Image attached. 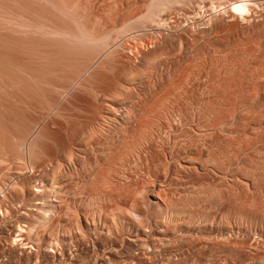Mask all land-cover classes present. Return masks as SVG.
Returning a JSON list of instances; mask_svg holds the SVG:
<instances>
[{
	"label": "rangeland",
	"instance_id": "rangeland-1",
	"mask_svg": "<svg viewBox=\"0 0 264 264\" xmlns=\"http://www.w3.org/2000/svg\"><path fill=\"white\" fill-rule=\"evenodd\" d=\"M233 1L0 0L4 256L264 264V0Z\"/></svg>",
	"mask_w": 264,
	"mask_h": 264
},
{
	"label": "bare ground",
	"instance_id": "bare-ground-1",
	"mask_svg": "<svg viewBox=\"0 0 264 264\" xmlns=\"http://www.w3.org/2000/svg\"><path fill=\"white\" fill-rule=\"evenodd\" d=\"M9 1H10V0H9ZM67 1H68V0H67ZM237 1H238V0H236L235 2L233 1L234 3L231 4V5H232V9H233L234 11H236V12H241V14H242V11L244 12V9H245V6H246V5H245L246 2L244 3V1H243V2H242V1H241V2H237ZM16 2H17V1H16ZM20 2H21V1H20ZM63 2H64V1H63ZM71 3H72V2H71ZM0 4H1V3H0ZM13 4H14V3H13ZM39 4H40V3H39ZM65 4H66V3H65ZM16 5H18V4H16ZM58 5H59V4H58ZM73 5H74V4H73ZM62 7H63V6H62ZM15 8H16V7H15ZM26 8H27V7H26ZM26 8H25V9H26ZM16 9H18V8H16ZM37 9H38V8H37ZM28 10H29V9H28ZM47 10H49V9H47ZM246 10H247V9H246ZM1 11H2V10H1ZM11 11H12V10H11ZM26 11H27V10H26ZM53 11H54V10H53ZM231 11H232V10H231ZM234 11H232V12H234ZM3 12H4V11H3ZM15 12H16V11H15ZM29 12H30V11H29ZM236 12H235V13H236ZM20 13H21V12H20ZM30 14H32V13H30ZM236 14H237V13H236ZM238 14H240V13H238ZM53 15H54V14H53ZM12 16H13V15H12ZM18 16H19V15H18ZM25 16H26V15H25ZM30 17H31V16H30ZM39 18H40V17H39ZM47 18H48V17H47ZM3 19H4V18H3ZM45 19H46V18H45ZM78 19H79V18H78ZM63 20H64V19H63ZM4 21H5V20H4ZM10 21H11V20H10ZM16 21H17V20H16ZM18 21H19V20H18ZM26 21H27V20H26ZM26 21H25V22H26ZM49 21H50V20H49ZM9 23H10V22H9ZM13 23H14V22H13ZM47 23H48V22H47ZM14 24H16V23H14ZM20 24H21V23H20ZM28 24H29V23H28ZM65 24H66V23H65ZM6 25H7V24H6ZM6 25H5V26H6ZM23 25H24V24H23ZM39 25H40V24H39ZM25 26H26V25H25ZM69 26H70V25H69ZM6 27H7V26H6ZM6 27H5V28H6ZM18 27H19V26H18ZM21 27H22V26H21ZM30 27H31V24H30ZM35 27H36V26H35ZM40 27H41V26H40ZM85 27H86V26H85ZM12 28H13V26H12ZM45 28H46V27H45ZM10 29H11V28H10ZM32 29H33V28H32ZM41 29H42V28H41ZM63 29H64V28H63ZM28 30H29V29H28ZM55 30H56V29H55ZM71 30H72V29H71ZM5 31H6V30H5ZM14 31H15V30H14ZM16 31H17V30H16ZM61 31H62V29H61ZM32 32H33V31H32ZM72 32H73V31H72ZM10 33H11V32H10ZM14 33H15V32H14ZM29 33H30V32H29ZM19 34H20V33H19ZM21 34H22V33H21ZM24 34H25V32H24ZM11 35H12V34H11ZM17 35H18V34H17ZM79 36H80V34H79ZM1 39H2V38H1ZM4 39H5V38H4ZM13 40H14V39H13ZM31 41H32V40H31ZM50 41H51V40H50ZM19 42H20V41H19ZM27 42H28V41H27ZM7 44H8V43H7ZM44 44H45V43H44ZM8 45H9V44H8ZM10 45H11V44H10ZM19 46H20V45H19ZM9 48H10V47H9ZM20 49H21V48H20ZM20 49H19V50H20ZM40 50H41V49H40ZM52 50H53V49H52ZM2 51H3V50H2ZM13 51H14V50H13ZM22 51H23V50H22ZM34 51H35V50H34ZM38 51H39V50H38ZM41 52H42V51H41ZM9 53H10V52H9ZM16 53H18V52H16ZM19 55H21V54H19ZM19 55H18V56H19ZM24 55H25V54H24ZM41 55H42V54H41ZM22 56H23V55H22ZM27 57H28V56H27ZM29 57H30V56H29ZM14 58H15V57H14ZM16 58H18V57H16ZM19 59H20V57H19ZM22 59H23V57H22ZM32 59H33V58H32ZM11 60H13V59H11ZM17 60H18V59H17ZM14 61H15V60H14ZM23 61H24V60H23ZM44 61H45V59H44ZM4 62H5V61H4ZM19 62H20V61L15 62V63H19ZM21 62H22V61H21ZM41 62H42V61H41ZM33 63H34V62H33ZM42 63H44V62H42ZM13 64H14V63H13ZM21 64H22V63H20V65H17V66L21 67ZM34 64H35V63H34ZM30 65H31V64H30ZM26 66H27V65H26ZM7 67H8V66H7ZM4 68H5V67L3 66V69H4ZM14 68H15V67H14ZM16 68H17V67H16ZM21 68H22V67H21ZM23 68H24V67H23ZM26 68H27V67H26ZM0 69H1V68H0ZM19 69H20V68H19ZM19 69H16V70H19ZM34 69H35V68H34ZM1 70H2V69H1ZM6 71H7V68H6ZM28 72H29V71H28ZM82 72H83V71H82ZM7 73H8V72H7ZM7 73H6V74H7ZM9 73H10V72H9ZM4 74H5V73H4ZM13 74H17V73L15 72V73H13ZM3 76H5V75H3ZM11 76H12V75H11ZM14 76H15V75H14ZM17 76H18V74H17ZM21 76H22V75H21ZM21 76H19V77H17V78L14 77L15 79H17V81H19V85L21 84V83H20V80H21L20 77H21ZM6 77H7V76H6ZM9 77H10V75H9ZM23 77H24V76H23ZM21 78H22V77H21ZM2 79H3V78H2ZM7 79H8V78H7ZM9 79H11V81H13L11 77H10ZM15 79H14V81H16ZM4 81H5V80H4ZM17 81H16V82H17ZM23 82H24V80L22 81V83H23ZM10 84H11V83H10ZM16 84H18V83H16ZM16 84L14 83V85H16ZM28 84H29V83H28ZM1 85H2V84H1ZM5 85H6V84H5ZM30 85H31V84H30ZM6 86H7V85H6ZM20 86H21V85H20ZM23 86H24V85H23ZM23 86H22V88H23ZM23 89H24V88H23ZM7 91H8V90H7ZM2 92H3V91H2ZM8 94H9V93H8ZM30 96H31V95H30ZM35 96H36V95H35ZM31 97H32V96H31ZM33 97H34V96H33ZM44 97H45V96H44ZM8 100H9V99H8ZM15 100H17V99H15ZM12 101H13V100H12ZM6 102H7V101H6ZM6 102H5V103H6ZM8 102H9V101H8ZM19 102H21V101H19ZM15 103H16V102H15ZM8 104H10V103H6V106H7ZM19 104H20V103H19ZM3 105H4V104H3ZM10 106H12V105H10ZM16 106H17V105H16ZM2 107H5V106H2ZM2 107H1V108H2ZM13 107H14V106H13ZM32 107H33V106H32ZM6 108H7V107H6ZM6 108H5V109L3 108V109H4L3 112H6V111H5ZM16 108L18 109V107H16ZM29 108H30V107H29ZM3 109H0V110H3ZM13 111H14V110H13ZM31 111H32V110H31ZM3 112H2V111L0 112V114L2 113V115H0V116H1V117L3 116V118H4L5 115H6L7 113H5V115H3ZM15 112H16V111H15ZM8 113H9V111H8ZM10 114H11V113H10ZM143 116H144V115H143ZM147 116H148V115H146L145 117L147 118ZM6 117H7V116H6ZM10 117H11V116H10ZM151 117H152V116H151ZM18 118H20V117L18 116ZM146 118L143 119L144 124L142 123L141 125H144L143 127H147V128H148V126H149V125L151 126V124H153V123L150 122V120H149L150 117L147 118L148 120H145ZM5 119H6V118H5ZM5 119H4V120H5ZM151 119H152V118H151ZM154 119H155V118H154ZM25 120H27V119H25ZM145 121H149V124H147V122H145ZM0 122H1V121H0ZM141 122H142V121H141ZM153 122H154V121H153ZM2 123H4V122H2ZM2 123H0V124L2 125ZM6 124H7V123H6ZM139 125H140V124H139ZM147 125H148V126H147ZM4 126H7V125H4ZM9 126H10V125H9ZM1 127H2V131L5 132V129H3V128H5V127H3V126H1ZM7 127H8V126H7ZM138 127H139L138 130H139V132H140V131H141L140 129H141L142 126H138ZM143 127H142V128H143ZM143 129H144V128H143ZM6 130L8 131V129H6ZM144 130H145V129H144ZM146 130H148V129H146ZM14 131H15V130H14ZM4 132H1V134H2V135L0 134V135H1L0 137H1V138H2L4 135L7 136V134H4ZM134 132H135V130H134ZM139 132H138V133H139ZM142 132H144V131H142ZM142 132H141V133H142ZM146 132H147V131H146ZM146 132H145V133H146ZM141 133H139V135H138L137 137H139L140 135L143 137L144 134H143V133L141 134ZM3 134H4V135H3ZM9 135H10V134H9ZM4 137H5V136H4ZM142 137H141V138H142ZM144 137H145V136H144ZM141 138H140V139H141ZM5 139H7V137L4 138V140H5ZM140 139H139V140H140ZM14 140H16V139H14ZM22 140H23V139H22ZM139 140H138V141H139ZM2 141H3V139H2ZM6 141H7V140H6ZM7 142H8V141H7ZM131 142H132V141H131ZM3 143H4V142H3ZM133 143H135V142H133ZM4 144H5V143H4ZM4 144H3V145H4ZM135 144H137V143H135ZM1 145H2V144H1V139H0V146H1ZM3 145H2V146H3ZM5 145H8V143L5 144ZM11 145H12V144H11ZM128 145L131 146V144H128ZM133 145H134V144H133ZM133 145H132V146H133ZM9 147L11 148V146H9ZM17 147H18V146H17ZM22 147H23V146H22ZM125 147H127V146H125ZM7 148H8V146H7ZM10 148H9V149H10ZM127 149H128V148H127ZM127 149L124 148V150H126V151H127ZM130 149H131V148H130ZM7 150H8V149H7ZM7 150H6V151H7ZM14 150H15V149H14ZM126 151H121V152L125 153ZM130 152H131V151H130ZM1 154H2V153H1ZM1 154H0V155H1ZM6 154H7V153H6ZM127 154H128V153H126V155H127ZM121 156H122V154H121ZM123 157H125V156L123 155L121 159H123ZM6 158H7V157H6ZM13 159H15V158H13ZM125 159H126V158H125ZM120 161H122V160H120ZM0 162H1V161H0ZM103 178H104V177H103ZM104 179L107 180L106 178H104ZM104 179H103V183H105V182H104ZM100 181H101L100 183H102V179H101ZM103 183H102V184H103ZM105 184H106V183H105ZM105 184H104V185H105ZM98 186H99V184H98ZM100 186H101V185H100ZM102 186H103V185H102ZM14 187H15V186H14ZM118 191H119V190H118ZM118 191H117V196H118V199H119V198H121V195H122V194H120V192H119V195H120V196H119V195H118ZM117 196H112V197H117ZM98 198H99V197H98ZM107 198H108V197H107ZM129 198H131V197H129ZM132 198H133V197H132ZM134 198H135V197H134ZM94 199H95V198H94ZM108 199H110V198H108ZM116 201H117V198H116ZM116 203H118V202H116ZM131 203H132V202H131ZM131 203H130V204H131ZM114 204H115V203H114ZM114 204H113V205H114ZM123 204H124V203H123ZM115 205H116V204H115ZM117 205H118V204H117ZM127 205H128V203H127ZM131 205H132V204H131ZM119 206H120V205H119ZM120 207H121V206H120ZM117 208H118V207H116L115 210H116ZM124 208H126V207H123V209H124ZM130 208H131V206L129 207V210H128V211H131V210H132V209L130 210ZM118 209H119V208H118ZM120 209H121V208H120ZM120 209H119V210H120ZM121 210H122V209H121ZM0 212H1V211H0ZM117 212H119V211L116 210L115 213H117ZM122 212H123V211H122ZM122 212H121V213H122ZM119 213H120V212H119ZM121 213H120V214H121ZM128 213H129V214H127V209H126V214H127V216H130V212H128ZM2 214H3V213H2ZM124 214H125V212H124ZM126 214H125V215H126ZM121 215H122V214H121ZM131 221H132V220H131ZM132 222H133V221H132ZM129 224H130V223H129ZM132 224H133V223H132ZM5 225H6V224H5ZM2 226L4 227V224H3ZM29 227H30V226H29ZM19 228H20V227H19ZM31 228H32V227H31ZM1 229H2V228H1ZM4 229H5V228H4ZM2 230H3V229H2ZM23 231H24L23 228L18 229V233H17V235L13 238L12 244H13V242H16V243H17V241H20V242H21L22 238L24 237V236H23L24 234H22V236H23V237H22L20 232H23ZM25 231H26V230H25ZM27 231H29V229H27ZM2 232H3V231H2ZM27 233H28V232H27ZM29 233H30V235H29V234H28V235L31 236L32 229H30V232H29ZM50 233H51V232H50ZM15 234H16V233H15ZM32 234H33V233H32ZM28 235H26V236H28ZM36 235H37V234H36ZM11 236H12V235H11ZM29 236H28L27 238H29ZM31 237H32V236H31ZM31 237H30V238H31ZM101 238H102V237H101ZM24 239H25V238H24ZM24 239H23V241H24ZM105 239H106V238H105ZM105 239H103V240L100 239V240H97V241H94V242L91 241V242L93 243V246H92V247H94V248H96V249H100V250H102L101 248H102V247L104 248V246L106 247V244H107V242H108V240L105 241ZM108 239H109V237H108ZM112 239H113V238H112ZM91 240H92V239H91ZM94 240H95V239H94ZM113 240H114V239H113ZM134 240H136V239H134ZM10 241H11V240H10ZM30 241H31V240H30ZM31 242H32V241H31ZM110 242H112V243L114 244L116 241L113 242V241L111 240ZM135 242H136V241L133 242V239H132V240L127 241L126 244H127V246H132V244L135 243ZM25 243H27V242H25ZM89 243H90V241H89ZM234 243H236V240L233 242V244H234ZM10 244H11V243H10ZM12 244H11V245H12ZM17 244H18V243H17ZM233 244H232V246H233ZM237 244H238V243H237ZM237 244H236V245H237ZM11 245H10V246H11ZM21 245H23V244H21ZM21 245H20V246H21ZM238 245H240V244H238ZM23 246L25 247V245H23ZM87 246H88V245H87ZM15 247H17V246H15ZM83 247H84V246H83ZM92 247L89 248V249H92ZM25 248H26V247H25ZM29 248H30V247H29ZM27 249H28V248H27ZM34 249H35V248H34ZM80 249H81V248H80ZM87 249H88V248H87ZM96 249H94V252H95ZM6 250H7V249H6ZM84 250H85V249H84ZM120 250H121V251H119L118 249H110V250H107L106 255L103 256V257H101V258H99V264H105V263L110 264L109 261L112 262V260H115L117 257H119V256H118L119 254H120V257H122V255H124V252H122V249H120ZM64 251H65V250H64ZM70 251H71V250H70ZM73 251H74V250H73ZM76 251H78V249H77ZM76 251H75V253H76ZM81 251H82V250H81ZM85 251H86V250H85ZM96 251H97V250H96ZM125 251H126V250H125ZM13 252H14V245L11 246V247L9 248L8 255H7V256H4L5 253L3 254V253L0 252L1 255L3 254V255H2L3 257H0V258H3V259L0 260V262H1V261H4L3 264H20L21 260H23V261H25V262H28V264H30L29 261L32 259L33 255H32V256L29 255V252H28V255H27V253L25 252L26 255H24L25 253H24V254H20V255L17 256L16 258H14L15 255H14V256L11 255ZM33 252H34V251H33ZM61 252H62V251H61ZM86 252H87V251H86ZM30 253H31V252H30ZM36 253H37V252H36ZM67 253H68V252H67ZM70 253H73V252H70ZM121 253H123V254L121 255ZM6 254H7V253H6ZM14 254H15V252H14ZM34 254H35V253H34ZM76 254H77V253H76ZM78 254H79V252H78ZM80 254H82V253H80ZM125 254H126V253H125ZM1 255H0V256H1ZM36 255H37V254L34 255V256H35L34 258L38 257V256H36ZM38 255H39V254H38ZM52 255H53V254H52ZM60 255H61V253H60ZM64 255H65V254H64ZM69 255H70V254H69ZM69 255H68V256H69ZM58 256H59V255H58ZM68 256H67V257H68ZM71 256H72V255H71ZM80 256H81V255H80ZM80 256H79V255H78V256L76 255V258H77V257L79 258ZM60 257H61V256H60ZM64 257H65V256H64ZM4 258H5V259H4ZM40 258H42V257H40ZM46 258H47V257H46ZM50 258L52 259L53 262L56 261V260H55V259H56L55 254H54L53 257H50ZM57 258H58V257H57ZM68 258H69V257H68ZM91 258H94V257L92 256ZM37 259H39V258L34 259V260H35L34 262H37V261H36ZM60 259H61V258H60ZM237 259H238V258H237ZM256 259H257V258H256ZM260 259H261V258H260ZM54 260H55V261H54ZM58 260H59V259H58ZM65 260H67V259H65ZM90 260L92 261V259H90ZM93 260H94V259H93ZM258 260H259V259H258ZM5 261H6V262H5ZM41 261H43V259H42ZM60 261H61V260H60ZM73 261H74V259H73ZM91 261H90V262H91ZM230 261H231V260H230ZM53 262H52V263H53ZM62 262H63V261H62ZM62 262H60V264H61ZM64 262H65V261H64ZM70 262H72L71 259H70ZM86 262H87V261H86ZM86 262H85V263H86ZM88 262H89V261H88ZM90 262H89V263H90ZM113 262H114V261H113ZM21 263H22V262H21ZM31 263H32V261H31ZM67 263L69 264V262H67ZM85 263H84V264H85ZM232 263H233V262H232ZM232 263H230V264H232ZM235 263H239V261H238V262L235 261ZM32 264H35V263H32ZM36 264H37V263H36ZM40 264H41V262H40ZM45 264H46V263H45ZM47 264H48V263H47ZM53 264H54V263H53ZM62 264H64V263H62ZM65 264H66V263H65ZM70 264H75V263L73 262V263H70ZM240 264H241V263H240Z\"/></svg>",
	"mask_w": 264,
	"mask_h": 264
}]
</instances>
